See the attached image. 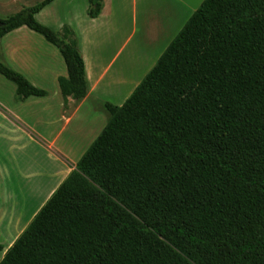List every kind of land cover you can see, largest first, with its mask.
<instances>
[{"label":"trees","instance_id":"trees-1","mask_svg":"<svg viewBox=\"0 0 264 264\" xmlns=\"http://www.w3.org/2000/svg\"><path fill=\"white\" fill-rule=\"evenodd\" d=\"M0 20L55 47L62 98L89 92L77 39ZM97 18L102 0H85ZM15 96L46 97L0 62ZM0 264H264V0H203ZM3 248L0 246V252Z\"/></svg>","mask_w":264,"mask_h":264},{"label":"rangeland","instance_id":"rangeland-1","mask_svg":"<svg viewBox=\"0 0 264 264\" xmlns=\"http://www.w3.org/2000/svg\"><path fill=\"white\" fill-rule=\"evenodd\" d=\"M39 1L0 0V20ZM131 1H117L118 9L124 16L130 15ZM87 8L85 0H55L35 19L56 33L61 34L63 26H68L74 32L76 28L81 30L86 27ZM140 28L139 18L137 34L117 55L113 64L110 62L122 41L113 43L102 54V63L104 66L110 63V67L98 90L86 100L78 113L80 117L93 119L92 125H83L76 137H70L71 126L68 127L53 149L48 147L46 140L54 135L61 123L51 127L45 125L56 122L60 117V109L55 101L63 99L57 85V78L66 75L63 60L55 47L25 27L0 38V62L47 93L43 98L31 97L20 101L15 96V86L0 76V246L3 248L0 260L104 128L107 121L104 103L122 105L155 65L158 56L150 55L146 61L142 57L143 51L138 65H130L126 74H112L135 43ZM81 102H76V107ZM57 148L67 154L58 156Z\"/></svg>","mask_w":264,"mask_h":264},{"label":"crops","instance_id":"crops-1","mask_svg":"<svg viewBox=\"0 0 264 264\" xmlns=\"http://www.w3.org/2000/svg\"><path fill=\"white\" fill-rule=\"evenodd\" d=\"M102 1L103 8L100 15L94 19H86V27L81 30L76 28L73 32L84 62L89 92L87 97L77 107L75 105L76 102L71 98L65 100L57 99L55 101V105H58L60 109V117L56 122L44 124L51 127L61 123V126L58 129L56 128L54 135L46 140L48 147L52 149L57 145L59 137L62 136L68 127L71 126L70 137H76L82 131L83 125H92L93 119L80 117L78 115L79 110L102 84L110 63L113 64L117 59V55L137 34L136 28L139 18L141 20V28L138 37L134 40L135 43L130 51L128 50L127 54L124 55L117 69L112 74H118L119 76L126 74L130 70V65L134 63L138 65L143 51L142 57L146 61L153 54H156L159 58L203 0H132L129 16H124L122 11L118 9L117 1L119 0ZM127 19H129V23ZM121 41V47L117 50L111 62L104 66L102 54L107 51L110 45L121 43ZM129 60L133 61L129 62ZM120 67L122 72L118 73ZM66 113L67 115H65ZM64 128L65 130H63ZM56 151L60 153L58 156L67 154L64 150L58 149ZM73 167L68 170L67 175Z\"/></svg>","mask_w":264,"mask_h":264}]
</instances>
